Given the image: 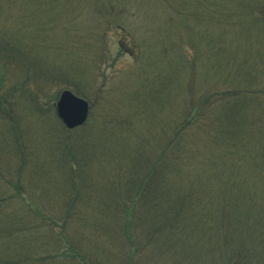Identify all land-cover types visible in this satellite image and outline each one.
<instances>
[{
  "label": "rangeland",
  "instance_id": "1",
  "mask_svg": "<svg viewBox=\"0 0 264 264\" xmlns=\"http://www.w3.org/2000/svg\"><path fill=\"white\" fill-rule=\"evenodd\" d=\"M202 33L227 46L239 66L247 67L244 77L232 58L199 40ZM3 34L18 45L29 67L22 77L12 71L22 57L10 56L8 66L0 61L5 214L19 206L58 213L66 183L71 195L72 187L88 186L103 201H114L118 193L128 194L134 170L144 172L174 157L185 176L183 184H175L190 194H215L219 172L214 161L236 158L226 152L217 158L231 123L226 114L236 115L228 103L219 104L229 95L244 97L247 105L243 121L252 134L239 149L246 146V156L264 148V0H0ZM190 36L198 39L196 45L188 42ZM206 51L211 58H204ZM64 89L89 104L88 120L80 127L68 129L57 115ZM178 144L184 152H178ZM238 173L237 190L246 191L248 186L239 182L249 179L262 192L264 184L257 179L264 172ZM13 183L23 190L18 202L12 198ZM57 223L51 234L41 230L42 241L32 244L30 262L14 256L21 252L16 246L14 253L7 252L6 264H79V258L68 260L70 253L56 254L57 247L63 253L68 245ZM89 229L74 226L70 238L99 264L95 244L103 237ZM123 246L114 252L112 264H125L128 244ZM250 254L255 256L245 257L247 264H264V250Z\"/></svg>",
  "mask_w": 264,
  "mask_h": 264
},
{
  "label": "trees",
  "instance_id": "2",
  "mask_svg": "<svg viewBox=\"0 0 264 264\" xmlns=\"http://www.w3.org/2000/svg\"><path fill=\"white\" fill-rule=\"evenodd\" d=\"M253 1L250 0V3ZM247 9V14L250 15L251 12L249 8ZM240 12L241 8L239 14ZM220 33L223 36L225 32ZM198 38L208 45L209 43L214 44V47L216 45V52L219 55L232 58V64L237 65L244 77L247 67L239 66L219 38L210 39L209 33H202ZM197 40L190 36L188 42H193L194 46ZM17 46L6 35L0 36V61L8 66L6 61L10 56L22 57L20 63L14 66L16 70L12 71L24 77L23 73L29 74V67L25 63V57L18 52ZM200 57L201 55L199 59ZM204 58H211L207 51ZM1 71L4 74V71ZM35 72L37 71L33 69V73ZM59 72L62 73L59 78L63 79V71ZM221 101L220 105L224 107L228 103L236 115L226 114L230 115L228 117V123L231 122L228 125L230 130H225L222 135L225 143L221 157L217 158H224L226 153H230L231 156L236 154V158L229 157L224 164L214 161V168L219 172L215 178L219 184L214 191L215 194H190L192 190L181 188L185 178L181 169L183 166L174 157L175 161L163 160L158 167L152 166L144 172L142 169L134 170L128 177V194L118 193L114 201L111 197L110 202L103 201L104 198L95 194L96 192L88 186L81 189L72 187L74 194L71 195L67 183L62 196L64 201L56 214L41 210L39 207L34 210L21 206L5 214L4 200L0 199L2 218L0 247H8L6 250L0 248V264L8 263L11 256H7V252L16 246L21 252L15 253L14 256L30 262L29 258L34 255L32 244L42 241L41 230L47 229L51 234L58 221L61 222L62 233H67L68 245L63 253L59 252L57 247L56 254L59 253L62 257L64 252L70 253L67 255L68 260L79 258V264H94L95 261L90 260V256L94 257L93 255L88 254L89 252L84 254L79 250L76 241L70 238L74 226L90 228L102 235L103 241L95 244L99 252L96 257L99 264H112L116 257L114 252L119 251L118 249L124 247L126 243L128 252L125 254L127 255L125 264H204L206 261L211 262L210 264H221L223 260L224 264H247L245 257L249 259L255 256L250 252L264 250V188L259 193L258 186L255 185L256 180L246 179L242 185L239 182L241 187L248 186L246 191L237 190L240 175L238 170L247 171L249 174L256 170L264 172V148L262 146L260 150L254 149L245 156L242 151L246 146L242 151L238 147L252 134L247 127L249 124L243 121L245 120L243 110L247 106L242 103L244 97L229 95ZM263 135L264 130L261 137ZM176 148L178 152H184L183 146L178 144ZM232 149H235L234 153ZM249 157L253 159L251 162H248ZM177 180L182 183L180 186L175 184ZM257 180L260 185L264 184V174ZM14 188L12 198H16L14 202H18L21 200L23 190L19 183L15 184ZM76 206H80L79 209ZM4 214L7 216L5 220ZM101 235L96 232V238ZM111 235L119 237L118 241ZM121 250L123 251V248ZM9 263L15 264V261Z\"/></svg>",
  "mask_w": 264,
  "mask_h": 264
},
{
  "label": "water",
  "instance_id": "3",
  "mask_svg": "<svg viewBox=\"0 0 264 264\" xmlns=\"http://www.w3.org/2000/svg\"><path fill=\"white\" fill-rule=\"evenodd\" d=\"M57 115L62 123L73 129L86 123L89 115L88 102L68 89L63 90L56 102Z\"/></svg>",
  "mask_w": 264,
  "mask_h": 264
}]
</instances>
